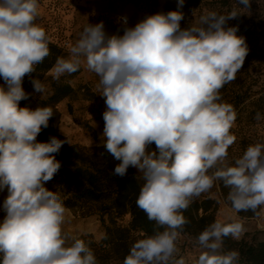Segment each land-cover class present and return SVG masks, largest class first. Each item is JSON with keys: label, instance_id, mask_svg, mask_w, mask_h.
Segmentation results:
<instances>
[{"label": "clouds", "instance_id": "9594fccd", "mask_svg": "<svg viewBox=\"0 0 264 264\" xmlns=\"http://www.w3.org/2000/svg\"><path fill=\"white\" fill-rule=\"evenodd\" d=\"M40 7V0H0V192L7 193L0 205V264H99L81 238L87 233L66 228L68 209L46 187L61 168L55 154L69 143L37 140L54 110L20 106L32 95L23 88L25 76L51 54ZM239 15L236 8L208 10L186 28L180 11L149 15L134 27L123 18L122 35L108 34L103 21L87 23L68 56L56 59V80L82 68L97 77L94 91L105 103L100 144L117 161L112 176L136 169L142 181L136 206L163 229L142 234L122 264H183L174 260L188 223L183 213L217 182L228 189L234 213L264 210V141L228 158L237 114L221 90L236 79L249 51L238 27L227 26ZM31 83L34 93L46 92L40 79ZM245 231L236 217L207 225L195 237L201 252L194 264H238L239 251H224V239L239 240Z\"/></svg>", "mask_w": 264, "mask_h": 264}, {"label": "rangeland", "instance_id": "374dc122", "mask_svg": "<svg viewBox=\"0 0 264 264\" xmlns=\"http://www.w3.org/2000/svg\"><path fill=\"white\" fill-rule=\"evenodd\" d=\"M138 10L143 18L156 13L167 14L170 11H180L184 19L180 22L181 28L188 27L191 23H197L199 17L208 10H214L221 14L230 12L236 8L241 15L227 21V26L238 27V36L245 38L248 46V55L244 64L236 74V79L226 84L221 90L224 101L232 104L235 108L237 118L231 133L236 136V141L228 149L229 160L242 155L246 147L256 141H264V119L257 120V113L264 114V0H249L245 8L238 0H184L183 6H179V0H128ZM41 16L39 23L44 27L51 37V42L58 44L63 49V57L68 56L69 47L78 38L79 32L87 23L96 24L104 22L108 34H123L124 23L120 18L123 14L109 15L104 12L92 11L95 4H89L91 10H84V3H77L76 0H40ZM127 17V16H126ZM129 18V17H127ZM127 27H134L131 18ZM42 82L46 85V92L41 96L34 93V89L23 81V88L33 96L46 98L53 89V84L68 82L76 90L70 97H66L57 104L59 112L58 132L67 138L69 143H78L87 147L100 145L101 135L104 127L102 117L105 110L104 98L94 91L97 82L95 74L86 69L72 75L62 76L55 79V74L50 70L45 73ZM0 84H3L0 78ZM69 111L78 121L75 124L63 122L61 132V113ZM89 122V123H88ZM155 148V145H152ZM137 173L136 169H134ZM58 177L46 183L51 190L57 187ZM228 189L222 182L209 191L202 194L195 201L203 198L214 200V221L225 220L229 217H236L244 225L246 231L241 238L253 239L255 242L264 240V210L261 214L248 218H240L234 213L227 201ZM5 192H0V205H2ZM98 204L80 205L77 209L68 211L70 223L66 228L73 234L81 235L87 233L93 240L99 241L103 234V225L98 211ZM199 214L202 212L198 211ZM4 213L0 211V219ZM105 223H109V214H103ZM129 215L117 219V222L126 225L129 222ZM240 238V239H241ZM178 252L174 257L175 261H183V264H194L201 249L195 243V237L188 234H181L177 243Z\"/></svg>", "mask_w": 264, "mask_h": 264}, {"label": "trees", "instance_id": "16d2710c", "mask_svg": "<svg viewBox=\"0 0 264 264\" xmlns=\"http://www.w3.org/2000/svg\"><path fill=\"white\" fill-rule=\"evenodd\" d=\"M123 23V22H121ZM51 54L43 63L36 67L31 76H25L24 82L33 89L32 78L41 81L56 63L57 57L63 55V49L51 42ZM76 90L68 82L54 83L52 92L46 98L31 95L29 99L20 102V106L35 108L37 105L51 106L55 115L49 120V127L38 135L39 142H47L50 136L65 139L58 132L59 112L57 104L66 97H70ZM56 159L60 161L61 168L55 175L58 177V185L51 189L60 194L67 209L76 210L78 206L85 204H98L101 213L103 234L99 241L90 236L81 235L99 261V264H122L128 254L131 244L141 238L142 234L152 235L156 231H162L155 222L149 221L146 215L136 206V198L142 181L137 177L134 168H129L123 178L112 176L115 161L103 148L99 146L87 147L78 143H65ZM211 198H203L194 201L183 213L188 220L182 233L196 237L207 225L214 222L215 206ZM202 211L200 214L198 211ZM259 211V210H258ZM109 214V223L106 224L103 214ZM129 215L126 225L117 222V219ZM240 218L255 216L251 211L240 212ZM107 239H103L104 236ZM235 249L240 253L238 264H264V240L255 242L253 239L241 238L233 240L224 239V251Z\"/></svg>", "mask_w": 264, "mask_h": 264}, {"label": "crops", "instance_id": "0c3cea01", "mask_svg": "<svg viewBox=\"0 0 264 264\" xmlns=\"http://www.w3.org/2000/svg\"><path fill=\"white\" fill-rule=\"evenodd\" d=\"M76 2L80 4L84 3V10L86 11L91 10L89 4H95V7L92 11L97 13L104 12L109 15L123 14L124 16L122 17L131 18L135 25L144 19L141 14H138V10L135 8V6L132 5V3H130L128 0H76ZM129 18H127L128 22H130ZM53 69L54 66L50 69V73H54ZM63 122H68L70 124H75L76 122L78 123V121L75 120L73 113H70L69 111H67V113H61V123L59 126L60 132ZM63 135L66 136V134ZM68 211H71V209H68Z\"/></svg>", "mask_w": 264, "mask_h": 264}, {"label": "built area", "instance_id": "2783aa9c", "mask_svg": "<svg viewBox=\"0 0 264 264\" xmlns=\"http://www.w3.org/2000/svg\"><path fill=\"white\" fill-rule=\"evenodd\" d=\"M123 18H124V17H121V18H120V21H121V22H123ZM126 19H127V18H126ZM127 22H128V20H127Z\"/></svg>", "mask_w": 264, "mask_h": 264}]
</instances>
